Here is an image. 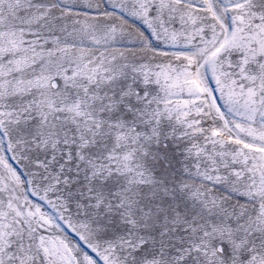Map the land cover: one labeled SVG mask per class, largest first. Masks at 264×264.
<instances>
[{"label":"snow or ice","instance_id":"obj_1","mask_svg":"<svg viewBox=\"0 0 264 264\" xmlns=\"http://www.w3.org/2000/svg\"><path fill=\"white\" fill-rule=\"evenodd\" d=\"M0 264H264V0H0Z\"/></svg>","mask_w":264,"mask_h":264}]
</instances>
